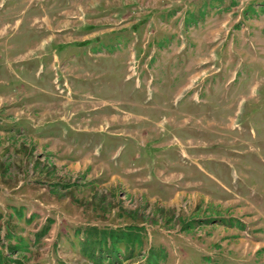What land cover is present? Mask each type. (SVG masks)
Returning <instances> with one entry per match:
<instances>
[{
	"label": "rangeland",
	"instance_id": "obj_1",
	"mask_svg": "<svg viewBox=\"0 0 264 264\" xmlns=\"http://www.w3.org/2000/svg\"><path fill=\"white\" fill-rule=\"evenodd\" d=\"M130 225L122 264H264V0H0V263Z\"/></svg>",
	"mask_w": 264,
	"mask_h": 264
},
{
	"label": "trees",
	"instance_id": "obj_2",
	"mask_svg": "<svg viewBox=\"0 0 264 264\" xmlns=\"http://www.w3.org/2000/svg\"><path fill=\"white\" fill-rule=\"evenodd\" d=\"M213 220H210L212 223ZM53 221H49V223L42 228L41 231L38 232L36 235L37 242H40L44 239L51 230V225ZM222 224L229 227H237L245 229L244 225H242L238 221L234 220H223L221 221ZM143 227H138L134 225L126 226L124 228H116V229H107V231H103L97 235L100 236V239H95L93 241L90 235H96V232L99 230L97 227H92L88 231V236L82 243L83 248L85 249L84 252L87 253V247L92 251L91 259L98 264H104L106 260H109L108 264H122V255H121V247L120 245H124L126 248L130 246L129 255L125 258L128 260L134 257V249L137 245H142L140 234L139 232ZM183 232H190L193 230V224L184 223L181 229ZM12 239V235H9ZM90 237V238H89ZM95 237V236H94ZM99 240V241H98ZM23 245H16L13 247V252H22L23 249L28 248V244L24 243V239L19 240ZM142 263L141 264H163L168 257L167 249L164 246L159 247H150L147 254L142 256ZM206 264H218L216 262H212L210 258H206ZM2 264V263H0ZM14 264H19L14 262ZM63 264V263H62Z\"/></svg>",
	"mask_w": 264,
	"mask_h": 264
},
{
	"label": "crops",
	"instance_id": "obj_3",
	"mask_svg": "<svg viewBox=\"0 0 264 264\" xmlns=\"http://www.w3.org/2000/svg\"><path fill=\"white\" fill-rule=\"evenodd\" d=\"M43 240V239H42Z\"/></svg>",
	"mask_w": 264,
	"mask_h": 264
}]
</instances>
